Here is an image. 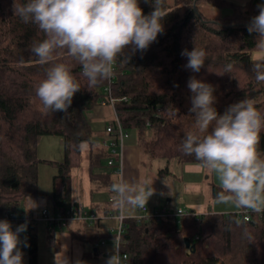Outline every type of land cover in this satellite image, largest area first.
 I'll return each mask as SVG.
<instances>
[{
	"label": "trees",
	"instance_id": "obj_1",
	"mask_svg": "<svg viewBox=\"0 0 264 264\" xmlns=\"http://www.w3.org/2000/svg\"><path fill=\"white\" fill-rule=\"evenodd\" d=\"M138 2L144 15L154 10L152 0ZM25 3L27 0H0V221L5 214L14 213L16 220L10 223L14 231L24 224L21 215L29 214L17 213L26 198L45 197L53 211L62 213L74 205L70 201L71 171L80 162L83 144H88L90 171L110 156L106 147L95 142L98 133L86 116L103 101L110 107L108 88L116 99L114 109L123 129L136 133L141 150L151 159L203 164L182 150L185 135L196 127L188 88L192 77L214 87L213 106L218 114L251 98L264 115V82H258L252 72V62L264 59V50L257 47L256 34L247 30L251 18L258 15L257 5L264 0L244 4L228 0H173L168 4L163 0L164 31L156 41L145 51L127 48L128 63L121 64L118 58L110 82L108 78L92 88L82 75V66L66 49L54 52L49 64L38 63L31 49L46 37L36 24L24 23L14 11ZM202 3L223 12L207 16L198 8ZM195 47L206 52L198 73L185 67L187 57L181 55ZM55 63L68 65L81 87L67 112L45 111L36 95L47 69ZM229 63L233 69L225 73ZM113 121L114 116L108 124ZM45 135L61 139L62 160L38 157V140ZM257 150L264 158V129ZM40 163L55 168L49 194L38 189ZM212 191L217 196L222 188L214 185ZM236 212L187 211L179 218L159 220L125 217L120 251L127 254V264H264V217L252 212L250 220H245ZM25 237L27 264H38L34 218L28 221ZM184 238L190 241L188 247Z\"/></svg>",
	"mask_w": 264,
	"mask_h": 264
},
{
	"label": "clouds",
	"instance_id": "obj_2",
	"mask_svg": "<svg viewBox=\"0 0 264 264\" xmlns=\"http://www.w3.org/2000/svg\"><path fill=\"white\" fill-rule=\"evenodd\" d=\"M152 2L154 10L149 15H144L138 0H27L14 11L24 23L36 24L45 34L46 38L34 43L31 49L38 63L49 64L54 52L66 49L68 56L80 63L88 88H92L112 76L118 58L121 64L128 63L131 57L125 55L127 48L145 51L164 31L163 0ZM257 8L258 15L251 18L247 30L256 34L257 47L264 50V4H258ZM181 55L187 57L185 67L193 72L198 73L204 66L203 49H185ZM232 69L233 64L229 63L224 71L230 73ZM252 72L258 82H264V59L252 62ZM188 88L192 93L190 112L194 114L196 127L185 135L183 152L194 155L218 176L222 188L218 202L264 212V158L257 150L264 115L251 98L234 103L222 115L218 114L213 106L216 97L212 85L192 77ZM80 89L70 67L55 63L47 69L36 95L45 111L67 112ZM113 191L118 204L143 207L155 190L151 187L145 193L118 183L113 185ZM30 201L32 206L28 210L35 206L31 198ZM26 230V223L13 231L10 222L0 221V264H23L20 233ZM63 264H68L65 257ZM106 264H120L115 246Z\"/></svg>",
	"mask_w": 264,
	"mask_h": 264
},
{
	"label": "rangeland",
	"instance_id": "obj_3",
	"mask_svg": "<svg viewBox=\"0 0 264 264\" xmlns=\"http://www.w3.org/2000/svg\"><path fill=\"white\" fill-rule=\"evenodd\" d=\"M172 4L173 0H166ZM199 10L207 16L221 15V9H215L208 4L202 3ZM103 118L97 110H92L86 114L87 120L96 133H103L105 125L112 119V109L103 107ZM101 139V138H100ZM99 138L96 140L100 141ZM61 139L54 135H45L39 138L37 154L41 159H52L60 161L63 158ZM88 144H83L79 164L71 171V198L70 201L78 203L89 213L95 215L93 222L73 221L67 226L49 225L37 219V243H38V264H63V258L68 264H106L108 257L105 252L112 254L115 245L114 233L118 225L117 218L112 215L114 211L124 217L142 215L139 207L128 204L121 205L117 201L110 199V192L114 184L123 183L138 191H147L152 187L154 194L148 199L147 213L155 209L167 208L171 211L182 209L194 211L196 213L215 212L228 213L238 211L231 203H220L214 195L212 187L220 186L218 176L209 171L203 164L186 162L181 163L175 159L165 160L161 158L151 159L141 150L137 135L134 131L128 132V137L124 139L121 165L108 166L106 160L103 161L104 172L109 175V182L100 178L88 180L87 164L88 156L86 148ZM166 169L167 172L160 173ZM115 170L117 172H115ZM55 168L47 163L38 165V189L44 194L51 192V177ZM102 177V176H101ZM103 183L104 189L100 190ZM109 185V186H108ZM108 186V190L107 187ZM221 187V186H220ZM34 202V207L28 210ZM50 201L45 197L26 198L18 210L21 213H33L36 218L39 211L50 206ZM105 210L109 214H104ZM107 213V212H106ZM46 224V225H45ZM13 229V228H12ZM113 229V230H111ZM14 231V230H13ZM25 232L20 233V250L23 252V264H27V241ZM98 237L105 240L106 245L101 249L103 254L97 255L92 251V246L88 240Z\"/></svg>",
	"mask_w": 264,
	"mask_h": 264
},
{
	"label": "built area",
	"instance_id": "obj_4",
	"mask_svg": "<svg viewBox=\"0 0 264 264\" xmlns=\"http://www.w3.org/2000/svg\"><path fill=\"white\" fill-rule=\"evenodd\" d=\"M112 77V76H111ZM110 77V78H111ZM109 78V82H110ZM108 105L111 107L113 110V116H114V121L111 124H108L106 126V133L101 139L100 144L103 147H106L110 153V156L107 158V164L110 166H113L115 164H120L121 165V156H122V148H123V142L124 139L128 136V133L123 129L120 120L118 119L115 109H114V101L116 100L113 98L110 94V89L108 88ZM122 100H125V97L121 98ZM106 102L103 101L102 105H105ZM115 172H117L115 170ZM113 190V186H112ZM110 200L112 201H117L116 199V193L112 191L110 193ZM121 206V205H120ZM139 210L143 213L142 215H135L134 217L137 219L141 218H147V217H152L156 220H159L164 217H173V218H179L180 216L184 215L187 213V211L182 210V209H177L175 211H171L167 208H161V209H155L152 212L147 213V207L144 205L143 207H139ZM253 211L250 209H240L236 212L237 217L242 216L245 220H250V214ZM260 217H264V212L257 213ZM16 215L14 213H9L5 214L4 220H7L11 224L16 220ZM115 217L117 218L118 225L115 228V233H114V239H115V245L116 248L118 249L119 252V258H120V264H127V254L121 253L120 251V236L123 232L124 228V222L123 220L125 217L120 213H116ZM24 224L26 223L28 225V221L31 218H34L35 221L37 219L46 222L49 225H57L64 227L67 222L69 221H88V222H93L95 220V215L89 213L87 210H85L83 207L73 205L71 208L66 210L64 213L62 212H56L53 211L51 207L45 206L39 211V216L36 218L33 214L29 213L28 215H25L20 217ZM113 230V229H111ZM106 245L105 240L100 239L96 241L93 245V252L103 254L101 251L102 248ZM105 255L109 257L111 253L105 252Z\"/></svg>",
	"mask_w": 264,
	"mask_h": 264
},
{
	"label": "crops",
	"instance_id": "obj_5",
	"mask_svg": "<svg viewBox=\"0 0 264 264\" xmlns=\"http://www.w3.org/2000/svg\"><path fill=\"white\" fill-rule=\"evenodd\" d=\"M228 1H231V2H233V3H236V4H244V3H246L247 1H250V0H228ZM103 107H107V106H102V105H100V106H98L97 108H95L94 110H97L98 111V113H99V115L100 116H102L101 118H103ZM104 136V134L103 133H99L98 134V136H97V138H99L100 139V137L101 136ZM96 143H98L99 145H100V143H99V141L98 140H96L95 141ZM38 143H39V140H38ZM60 144L62 145V141H60ZM101 146V145H100ZM63 152V151H62ZM86 153H87V156H88V159H89V161H88V164H87V175H88V180H91V179H93V178H100L102 181H104V180H106V181H108L109 182V175L107 174V173H101V175H100V173L99 172H104V167L103 166H101V167H98V168H95V169H93V171H90V154H89V151H88V146H87V148H86ZM47 159V158H46ZM52 160V159H51ZM55 173V172H54ZM53 173V174H54ZM53 176V175H52ZM102 176V177H101ZM52 178V177H51ZM97 178V179H98ZM102 183V182H101ZM109 186V185H108ZM108 186L106 187L107 188V190H108ZM101 188H103L104 189V186H103V183H102V185L100 186V187H98L97 188V190L99 189H101ZM111 193V192H110ZM110 200V199H109ZM74 205H77V206H79L78 205V203H74ZM107 212V213H106ZM104 214H109L108 213V211L107 210H105V213ZM70 222V221H69ZM44 223V222H43ZM73 223H78V222H75V221H73ZM46 225V224H45ZM68 225V223L66 224V226ZM97 239H100V238H98V237H92L91 239H89L88 240V242H89V244L92 246V248H93V245H94V243L96 242V241H94V240H97ZM92 251H93V249H92ZM100 252V251H99ZM99 252L98 253H95V255H97V254H99Z\"/></svg>",
	"mask_w": 264,
	"mask_h": 264
},
{
	"label": "water",
	"instance_id": "obj_6",
	"mask_svg": "<svg viewBox=\"0 0 264 264\" xmlns=\"http://www.w3.org/2000/svg\"><path fill=\"white\" fill-rule=\"evenodd\" d=\"M184 242L187 247L190 245V241L188 238H184Z\"/></svg>",
	"mask_w": 264,
	"mask_h": 264
}]
</instances>
